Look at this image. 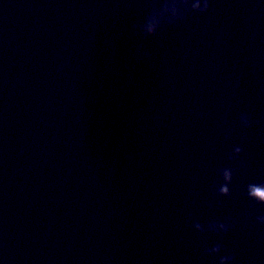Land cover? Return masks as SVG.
<instances>
[{
  "label": "water",
  "instance_id": "water-1",
  "mask_svg": "<svg viewBox=\"0 0 264 264\" xmlns=\"http://www.w3.org/2000/svg\"><path fill=\"white\" fill-rule=\"evenodd\" d=\"M209 5L0 0V264H264V0Z\"/></svg>",
  "mask_w": 264,
  "mask_h": 264
},
{
  "label": "clouds",
  "instance_id": "clouds-1",
  "mask_svg": "<svg viewBox=\"0 0 264 264\" xmlns=\"http://www.w3.org/2000/svg\"><path fill=\"white\" fill-rule=\"evenodd\" d=\"M209 0H195V3H191V0H189V6L187 10V14L184 19L192 15L193 13H207L209 11ZM147 61L151 60V54L148 53L146 59ZM244 127H250L251 123L250 120L247 116V119L244 122ZM237 152H242L243 150L240 147L236 148ZM229 159L231 160L232 157L229 156ZM222 173V179L226 182L220 185V191L224 194H230L229 193V188L228 185L232 182L233 180V171L230 168H223L221 169ZM247 188L249 189V198L255 197L257 193L259 192H264V184H256V183H250L247 185ZM257 204H260V201L257 199L255 200ZM261 205V204H260ZM257 223L260 225H264V216H257L256 217ZM199 228L200 226L197 225ZM221 227H224L223 224H221ZM224 231L227 232L228 229L224 228ZM222 246L217 244L214 247L207 249L206 252L208 255H212V253H220L222 251ZM235 258L233 256H223L219 260V264H225V260H230L233 261Z\"/></svg>",
  "mask_w": 264,
  "mask_h": 264
}]
</instances>
